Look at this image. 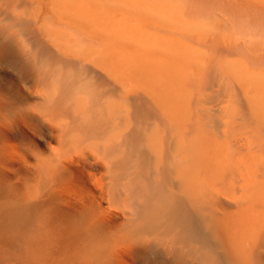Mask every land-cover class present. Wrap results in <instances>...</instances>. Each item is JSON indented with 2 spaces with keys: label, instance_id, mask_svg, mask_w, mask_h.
I'll return each mask as SVG.
<instances>
[{
  "label": "bare ground",
  "instance_id": "bare-ground-1",
  "mask_svg": "<svg viewBox=\"0 0 264 264\" xmlns=\"http://www.w3.org/2000/svg\"><path fill=\"white\" fill-rule=\"evenodd\" d=\"M0 47L56 259L264 264V0H0Z\"/></svg>",
  "mask_w": 264,
  "mask_h": 264
},
{
  "label": "rangeland",
  "instance_id": "rangeland-1",
  "mask_svg": "<svg viewBox=\"0 0 264 264\" xmlns=\"http://www.w3.org/2000/svg\"><path fill=\"white\" fill-rule=\"evenodd\" d=\"M5 56L0 49V264H145L129 259L122 245H118V254L112 258L86 257L74 246H62V252L56 259L59 245L33 236L29 203L33 196L43 192V184L28 173L23 160L28 154V144L24 143L23 137L45 154L58 145L42 135V131L46 132L43 126L34 134L24 128L15 132L19 123L13 112L16 91L25 92L30 78L15 66L12 56ZM25 74L28 77L25 78ZM28 103L36 105L39 101L30 98ZM49 252L54 254L51 259L47 256ZM76 255L84 258L79 259Z\"/></svg>",
  "mask_w": 264,
  "mask_h": 264
}]
</instances>
